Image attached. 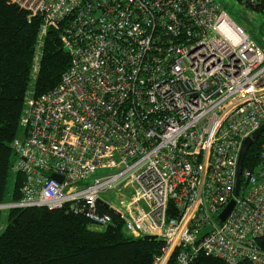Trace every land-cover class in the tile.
<instances>
[{
	"label": "built area",
	"instance_id": "obj_1",
	"mask_svg": "<svg viewBox=\"0 0 264 264\" xmlns=\"http://www.w3.org/2000/svg\"><path fill=\"white\" fill-rule=\"evenodd\" d=\"M10 1L42 18L37 48L59 30L70 66L53 90L27 98L12 144L21 199L0 212L69 205L106 228L101 207L129 235L161 242L152 264H193L199 253L264 264L255 245L264 235V129L235 196L242 143L264 125V49L215 0ZM101 169L113 173L88 183ZM128 189L124 213L101 199Z\"/></svg>",
	"mask_w": 264,
	"mask_h": 264
},
{
	"label": "trees",
	"instance_id": "obj_2",
	"mask_svg": "<svg viewBox=\"0 0 264 264\" xmlns=\"http://www.w3.org/2000/svg\"><path fill=\"white\" fill-rule=\"evenodd\" d=\"M234 1L255 11L264 9V0L255 7L245 0ZM41 22L40 16L28 19V13L17 4L0 0V203L21 199L24 178L19 174L14 173L12 192L8 194V181L17 159L12 144L22 136L20 118L29 97ZM59 35V30L50 28L42 39L33 98L53 90L70 66ZM257 156L254 144L243 168L256 164ZM97 209L112 219V225L101 231L92 230L84 213H74L69 205L6 211L7 226L0 235V264H152L161 242L125 234L116 215ZM255 245L264 253V235L256 239ZM193 264L223 263L199 253Z\"/></svg>",
	"mask_w": 264,
	"mask_h": 264
},
{
	"label": "rangeland",
	"instance_id": "obj_3",
	"mask_svg": "<svg viewBox=\"0 0 264 264\" xmlns=\"http://www.w3.org/2000/svg\"><path fill=\"white\" fill-rule=\"evenodd\" d=\"M218 3L224 12L229 16V18L234 21L238 26L243 28L249 36L264 49V13L261 11H255L254 9L247 8L243 4L237 3L234 0H215ZM40 47L36 50L35 59V70L33 69V74L31 77V82L29 85L27 96L32 97L34 90V82L36 78V67L38 64V57L40 56ZM12 173V172H11ZM112 170L101 169L97 170L95 174L91 175L87 182H92L97 177H103L112 174ZM15 174L12 173L8 181V194L12 192V187L14 184ZM123 194H118L117 191L108 192L101 195V199L111 206L114 210L124 213V208L120 205V202L127 204L132 196V190L128 189L122 191ZM8 197V195H7ZM8 200V198H7ZM141 208L144 207L143 203L139 205ZM7 226V214L6 211L1 212L0 220V235L3 233ZM90 228L95 231L103 230L102 227L95 225H90ZM125 234L129 235L127 231H124Z\"/></svg>",
	"mask_w": 264,
	"mask_h": 264
},
{
	"label": "water",
	"instance_id": "obj_4",
	"mask_svg": "<svg viewBox=\"0 0 264 264\" xmlns=\"http://www.w3.org/2000/svg\"><path fill=\"white\" fill-rule=\"evenodd\" d=\"M264 129V125L262 127H260L259 129H257L250 138L245 139L242 143V147L239 153V158H238V166H237V175H236V186H235V196L238 195L239 192V176H240V172H241V165H242V161L243 158L245 156V153L247 151V149L249 148V146L252 144V141L257 139L259 134L262 132V130ZM52 178L54 180H56L57 182H61L62 181V177L59 175H52ZM99 204L103 205V203L101 201H99ZM234 205V201H231L227 208L225 209V211L223 212V214L220 216V220L224 221L226 216L228 215V213L231 211L232 207ZM104 208H107L106 205H103ZM144 240H155L156 238L154 236H144L142 237Z\"/></svg>",
	"mask_w": 264,
	"mask_h": 264
}]
</instances>
